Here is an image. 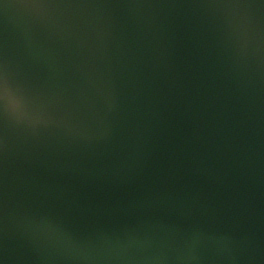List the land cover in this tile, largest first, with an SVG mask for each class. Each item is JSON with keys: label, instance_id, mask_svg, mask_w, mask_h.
<instances>
[{"label": "water", "instance_id": "1", "mask_svg": "<svg viewBox=\"0 0 264 264\" xmlns=\"http://www.w3.org/2000/svg\"><path fill=\"white\" fill-rule=\"evenodd\" d=\"M0 73V264H264V0H0Z\"/></svg>", "mask_w": 264, "mask_h": 264}, {"label": "snow or ice", "instance_id": "2", "mask_svg": "<svg viewBox=\"0 0 264 264\" xmlns=\"http://www.w3.org/2000/svg\"><path fill=\"white\" fill-rule=\"evenodd\" d=\"M8 92V83L6 77L0 73V99H2ZM19 99L17 103H19Z\"/></svg>", "mask_w": 264, "mask_h": 264}]
</instances>
